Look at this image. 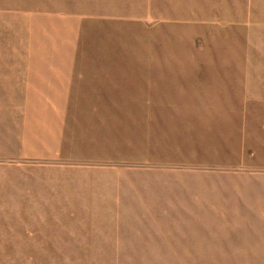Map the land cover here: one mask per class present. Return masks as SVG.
I'll return each mask as SVG.
<instances>
[{
    "label": "rangeland",
    "instance_id": "rangeland-1",
    "mask_svg": "<svg viewBox=\"0 0 264 264\" xmlns=\"http://www.w3.org/2000/svg\"><path fill=\"white\" fill-rule=\"evenodd\" d=\"M257 3L0 0L1 57L61 12L79 63L129 68L127 97L119 71L115 104L71 102L58 159L0 143V264H264V113L238 93Z\"/></svg>",
    "mask_w": 264,
    "mask_h": 264
},
{
    "label": "crops",
    "instance_id": "crops-1",
    "mask_svg": "<svg viewBox=\"0 0 264 264\" xmlns=\"http://www.w3.org/2000/svg\"><path fill=\"white\" fill-rule=\"evenodd\" d=\"M253 7L239 65L238 93L245 111L264 113V15ZM15 42L14 57L0 56V138L24 158L58 159L66 142L71 102L115 104L118 72L128 65L78 62L83 18L71 13H33ZM94 70L95 73H87ZM86 85L89 89H86ZM97 98L85 99V95ZM125 102V101H124ZM8 137L10 142L4 138Z\"/></svg>",
    "mask_w": 264,
    "mask_h": 264
}]
</instances>
